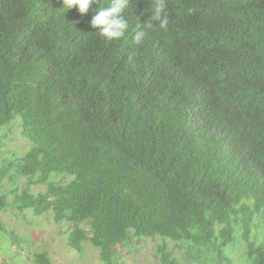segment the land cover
Returning a JSON list of instances; mask_svg holds the SVG:
<instances>
[{
    "label": "trees",
    "instance_id": "1",
    "mask_svg": "<svg viewBox=\"0 0 264 264\" xmlns=\"http://www.w3.org/2000/svg\"><path fill=\"white\" fill-rule=\"evenodd\" d=\"M166 3L167 30L136 44L149 0L113 41L89 23L98 5L0 0V130L29 142L0 166L28 178L0 191V246L31 243L11 206L71 226L68 247L102 264L136 241H159L160 264H264V0Z\"/></svg>",
    "mask_w": 264,
    "mask_h": 264
},
{
    "label": "rangeland",
    "instance_id": "2",
    "mask_svg": "<svg viewBox=\"0 0 264 264\" xmlns=\"http://www.w3.org/2000/svg\"><path fill=\"white\" fill-rule=\"evenodd\" d=\"M5 138L4 145H0V166L2 159L6 155L22 157L29 147V142L20 135V129L15 125L11 131L7 128L0 130V137ZM12 179L10 174L0 181L1 193H10L17 185L24 189L28 185L27 177H20L17 181ZM33 192L44 191L43 185L37 184L31 187ZM14 195L9 194V200L13 201ZM1 219L14 230L19 236L29 239V243L23 247L10 245L9 240H5L0 246V264H33L32 253L47 250L52 259V264H102L100 249L87 243L83 251H77L68 247L67 238L69 227L63 223L56 222L51 215H35L33 210L21 212L16 207L9 206L1 213ZM159 241L141 242L136 241V247L130 248L127 245L123 248L120 262L122 264H160L156 257V244Z\"/></svg>",
    "mask_w": 264,
    "mask_h": 264
},
{
    "label": "clouds",
    "instance_id": "3",
    "mask_svg": "<svg viewBox=\"0 0 264 264\" xmlns=\"http://www.w3.org/2000/svg\"><path fill=\"white\" fill-rule=\"evenodd\" d=\"M133 2L134 0H110L107 6H104V0H63L62 9L76 8L81 15H87L94 4L98 5L89 23L106 41H113L125 37L129 28L126 13ZM149 7L150 15L147 22L143 25L138 23L139 26L133 35V41L136 44L142 43L149 31L168 28L169 15L166 0H149Z\"/></svg>",
    "mask_w": 264,
    "mask_h": 264
}]
</instances>
